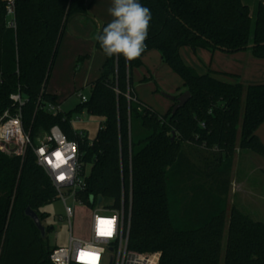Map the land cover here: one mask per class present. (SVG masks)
<instances>
[{
	"label": "trees",
	"instance_id": "obj_1",
	"mask_svg": "<svg viewBox=\"0 0 264 264\" xmlns=\"http://www.w3.org/2000/svg\"><path fill=\"white\" fill-rule=\"evenodd\" d=\"M140 3L152 14L141 56L128 62L122 55L103 54L87 100L53 115L41 106L57 99L46 86L60 42L71 18L90 19L89 3L15 0L13 29L6 24V1L0 0V115L14 111L10 95L19 92L23 127L34 141L58 125L77 142L83 172L89 167L79 197L89 206L101 197L103 205L118 209L123 191L131 250L158 252V264H264V222L234 205L226 218L234 151L264 157V143L255 133L264 121V83H230L213 71L199 74L179 55L186 46L249 50L264 58V3L257 1L253 14L242 0ZM94 47L101 51L96 39ZM148 50L158 51L190 93L173 114L175 101L160 114L134 92L131 73ZM83 111L101 118L92 139L71 126L72 115ZM181 142L198 148L196 159ZM57 199L30 149L22 156L0 149V264H52L47 237L52 227L44 225L42 237L25 209L42 223L48 216L42 208Z\"/></svg>",
	"mask_w": 264,
	"mask_h": 264
},
{
	"label": "built area",
	"instance_id": "obj_2",
	"mask_svg": "<svg viewBox=\"0 0 264 264\" xmlns=\"http://www.w3.org/2000/svg\"><path fill=\"white\" fill-rule=\"evenodd\" d=\"M14 4L15 0H7L5 7L6 24L13 29L16 27ZM77 96L81 101H86L88 97L83 94ZM10 98L15 109L13 112L6 109L0 115V149L18 156L24 155L30 149L36 164L47 175L57 197L64 205L67 242L64 246L52 247L48 255L49 261L52 264H158V252H138L128 248L129 218L125 216L123 207V191L121 207L118 209L106 207L101 201L98 202V198L92 206L83 202L79 194L83 189L84 172L79 160L77 142L68 139L58 125L51 126L34 141L23 127L22 96L18 92L10 95ZM127 98L132 99L130 96ZM41 108L53 115L62 111L57 101L47 102ZM79 119L71 118L70 122ZM76 132L83 135L82 131ZM68 199L72 203L91 208L90 234L86 239L72 235L71 218L74 206L68 204ZM130 202L131 191L128 197L129 207Z\"/></svg>",
	"mask_w": 264,
	"mask_h": 264
},
{
	"label": "rangeland",
	"instance_id": "obj_3",
	"mask_svg": "<svg viewBox=\"0 0 264 264\" xmlns=\"http://www.w3.org/2000/svg\"><path fill=\"white\" fill-rule=\"evenodd\" d=\"M89 17L93 18L91 15ZM63 38L61 39L46 89L48 92H55L61 100L68 97L62 109L69 110L79 102V97L77 95H70L73 91L80 90V93L88 96L89 85L95 76L99 74V68L103 62V53L96 49L92 42L88 44L87 54H82L81 57L76 56L71 61L69 55L71 53L73 54V51H75L76 44L74 40L68 43ZM136 84L137 83H134V86H136ZM148 84H150L151 87L152 85L154 86L153 82ZM160 84L161 83H159V85L156 84V95H160L161 97L168 95L169 93L164 91V87ZM150 85L141 86L140 92L143 91L145 95H148L149 92L147 94L146 89H149L148 86ZM185 90L184 86L181 87V89H178L175 96H179ZM75 117H79L83 121V125L87 126L89 131L88 138L92 139L95 136L101 118L89 115L86 112L74 113L72 118L74 119ZM86 121H89V123H86ZM78 128H80L79 124L76 125L77 131L80 130ZM171 137L175 138L174 135ZM180 147L183 148L191 158L196 159L198 153L196 152L198 149L196 146L181 142ZM88 172L89 167L85 166L84 175L88 174ZM229 178L230 185L227 194L226 218H228L229 208L234 205L239 210L247 213L251 218L264 222V157L248 150L236 149L233 153L232 168ZM67 202L74 206V213L71 218L72 235L84 239L88 238L90 234L91 208L79 203H72L71 199H68ZM42 211L48 214L47 218L42 221V224L52 227L47 235L50 245L52 247L66 245L68 231L64 214V205L61 199L58 198L47 204L42 208Z\"/></svg>",
	"mask_w": 264,
	"mask_h": 264
},
{
	"label": "crops",
	"instance_id": "obj_4",
	"mask_svg": "<svg viewBox=\"0 0 264 264\" xmlns=\"http://www.w3.org/2000/svg\"><path fill=\"white\" fill-rule=\"evenodd\" d=\"M86 1L89 3V15L93 18L85 19L81 16L71 18L62 36L68 43L74 40L76 44L75 51H73V54L71 53L69 55L71 61L76 56L81 57L82 54H87L88 44L93 42L94 45L100 25L112 19L108 13L112 0ZM257 1L259 0H242V2L248 6L250 14H253ZM260 1L264 3V0ZM179 55L184 63L192 67L199 74L213 71L223 73L224 75H218L217 77L230 83L235 81L243 85L264 83V58L253 56L249 50L226 54L220 50L210 52L202 48L192 50L189 47L182 46L179 48ZM98 75L99 74H97L95 78ZM131 78L136 97L160 114H164L173 105L174 101L169 99L166 95L163 97L156 95V84L159 85V83H161L160 85L164 87V91L173 96L176 95L178 89L183 87L182 79L162 61L160 54L156 50H148L144 53L142 56V65L132 70ZM143 78H146V80L142 81ZM150 82H153L154 86L152 85L151 87V85L148 84ZM134 83H137L136 86H134ZM144 84L150 85L148 86L149 89H146L147 94L149 92L148 95H145L143 91L140 92L141 86H146ZM46 92H48L47 89ZM48 93L54 94L57 97L56 101L59 103L62 111H68L62 109L68 97L61 100L55 92L51 91ZM78 94H82L80 90H75L70 95ZM86 123H89V121H86ZM78 124L80 127L78 128L80 129L79 131H82L88 136V128L86 125H83L84 123L81 119L71 122L72 128L76 131V125ZM255 133L259 140L264 143V121L257 126Z\"/></svg>",
	"mask_w": 264,
	"mask_h": 264
},
{
	"label": "clouds",
	"instance_id": "obj_5",
	"mask_svg": "<svg viewBox=\"0 0 264 264\" xmlns=\"http://www.w3.org/2000/svg\"><path fill=\"white\" fill-rule=\"evenodd\" d=\"M112 19L96 40L106 57L122 55L126 61L141 56L148 37L152 14L140 0H112L108 9Z\"/></svg>",
	"mask_w": 264,
	"mask_h": 264
},
{
	"label": "water",
	"instance_id": "obj_6",
	"mask_svg": "<svg viewBox=\"0 0 264 264\" xmlns=\"http://www.w3.org/2000/svg\"><path fill=\"white\" fill-rule=\"evenodd\" d=\"M7 1V0H4ZM169 99L175 101V104L172 106L171 109V114H173L179 107L183 106L184 103L188 100L190 93L188 90H185L182 94H180L179 96H171V95H166ZM92 200V198H91ZM98 202L101 201V197H98ZM25 215L28 216L34 223V225L36 226V228L40 231L41 236L43 237L45 235V227L44 225H42L39 217L37 216V214L30 209L29 207H27L25 209Z\"/></svg>",
	"mask_w": 264,
	"mask_h": 264
},
{
	"label": "snow or ice",
	"instance_id": "obj_7",
	"mask_svg": "<svg viewBox=\"0 0 264 264\" xmlns=\"http://www.w3.org/2000/svg\"><path fill=\"white\" fill-rule=\"evenodd\" d=\"M110 234V233H109ZM91 255V254H90Z\"/></svg>",
	"mask_w": 264,
	"mask_h": 264
}]
</instances>
